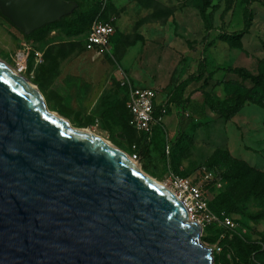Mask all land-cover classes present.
Here are the masks:
<instances>
[{
	"label": "rangeland",
	"instance_id": "rangeland-1",
	"mask_svg": "<svg viewBox=\"0 0 264 264\" xmlns=\"http://www.w3.org/2000/svg\"><path fill=\"white\" fill-rule=\"evenodd\" d=\"M76 2L85 15L75 31L58 21L23 35L0 18V60L40 93L49 112L130 157L145 143L128 116L130 92L154 88L166 127L153 131L151 156L136 165L167 188L177 176L202 183L211 219L202 223L201 241L214 264H264V90L228 72L264 75V0L251 7V31L240 41L225 36L244 30L243 0H213L211 31L200 15L203 0ZM97 20L117 30L100 59L84 47ZM202 63L206 74L192 78ZM185 78L184 97L166 102ZM191 101L207 105L206 119L185 115Z\"/></svg>",
	"mask_w": 264,
	"mask_h": 264
},
{
	"label": "water",
	"instance_id": "water-1",
	"mask_svg": "<svg viewBox=\"0 0 264 264\" xmlns=\"http://www.w3.org/2000/svg\"><path fill=\"white\" fill-rule=\"evenodd\" d=\"M63 0H0L25 34ZM111 143L74 129L0 65V264H214L183 203Z\"/></svg>",
	"mask_w": 264,
	"mask_h": 264
},
{
	"label": "built area",
	"instance_id": "built-area-1",
	"mask_svg": "<svg viewBox=\"0 0 264 264\" xmlns=\"http://www.w3.org/2000/svg\"><path fill=\"white\" fill-rule=\"evenodd\" d=\"M102 3L107 0H100ZM116 35V27L112 22L97 20L91 27L89 33L84 38L86 51L93 54V58L100 59L110 53L113 39ZM24 59V58H22ZM24 68V66H21ZM21 68V70L23 69ZM157 92L150 88H132L129 96L127 108L131 115V123L138 132L152 135L155 127L161 124V120L155 117ZM190 117V114H185ZM166 153L171 154V146L166 147ZM134 163H140L137 154L131 156ZM204 178L211 180L213 173L203 171ZM170 188L175 192V196L183 203L192 222L203 225L206 220H210L208 214V201L204 195L202 183H196L190 178L173 177L170 181Z\"/></svg>",
	"mask_w": 264,
	"mask_h": 264
},
{
	"label": "trees",
	"instance_id": "trees-1",
	"mask_svg": "<svg viewBox=\"0 0 264 264\" xmlns=\"http://www.w3.org/2000/svg\"><path fill=\"white\" fill-rule=\"evenodd\" d=\"M65 1V0H64ZM66 1H70V0H66ZM72 2H74L77 5V8L74 10V12L64 18H62L59 23H65L68 24V27L71 31H75V29H77V24H76V20L78 19H83L84 18V10H83V4L82 3H78L76 2V0H72ZM213 0H203V7L201 10V18L205 24V27L208 31L212 30V27L210 26L209 20H208V16H207V11L211 8ZM243 3L246 5V11H245V28L243 31L239 32V33H235L233 35H226L225 38L227 39H231V40H235V41H240L241 39H243L245 36H247L250 31H251V27H252V23H253V11L251 9V7L257 3V0H243ZM0 18H2L5 22H7L9 25H11L14 29H16L17 31H19L21 34L24 35L23 32H21L17 27H15L7 18H5L1 11H0ZM91 29V28H90ZM90 29L88 30V32L85 34L86 35L89 33ZM117 34V33H116ZM116 37V35H115ZM114 41V39H113ZM85 47V45H84ZM86 49V48H85ZM229 73L238 75L240 78H242L244 81H248L250 83H252L254 86L261 88L262 90H264V75H260V76H253L251 74H249L247 71H245L244 69H230L228 70ZM206 74V69H205V65L202 63L199 67V74L196 76H192V78H200L203 75ZM189 84V80L182 82L181 84H179L178 86H176L172 92L173 96H179L180 97L183 96L187 86ZM187 109H189V111H191L192 115L197 117V119L199 120H203L206 119L207 115H206V106H196V104H190ZM128 116L131 120V115L129 113L128 110ZM155 117L157 119H160L162 117V115L160 113L157 112V109L155 110ZM164 130V126L159 125L157 127H155L154 129V134L156 133H162ZM134 131L136 133H138L139 135L144 136V140L145 143L143 144L141 150L139 151L138 157L140 159V161H143L147 158H150L151 156V137L145 133H141L138 132L136 129H134ZM172 149V148H171ZM172 153V151H171Z\"/></svg>",
	"mask_w": 264,
	"mask_h": 264
},
{
	"label": "crops",
	"instance_id": "crops-1",
	"mask_svg": "<svg viewBox=\"0 0 264 264\" xmlns=\"http://www.w3.org/2000/svg\"><path fill=\"white\" fill-rule=\"evenodd\" d=\"M116 33H117V30H116ZM114 39H115V37H114ZM112 44H113V42H112ZM185 81H188V79L187 78H185L184 80H182V82H185ZM181 82V83H182ZM180 83V84H181ZM161 85H163V83H161V82H153V86H155V87H158V88H160L161 87ZM179 85V84H178ZM177 85V86H178ZM135 87H138V88H150V89H153L154 90V88H152V87H141V86H135ZM176 87V86H175ZM174 87V88H175ZM174 88H172L171 89V91H170V95H169V98H168V100L166 101V102H169L170 100H171V98L173 97V95H172V92H173V90H174ZM188 88V87H187ZM156 91V90H155ZM186 91V90H185ZM186 94V92H184V94H183V97H184V95ZM158 93H157V99H156V109H157V106H159V104H157L158 103ZM171 102V101H170ZM171 103H175V104H177L176 102H171ZM196 104V106H206V115H207V105L206 104H199V103H197V102H193V101H191L188 105H187V107L190 105V104ZM186 111H187V113L189 112L190 113V111H189V109H186ZM188 113V114H189ZM192 115V114H191ZM191 115H190V117H191ZM193 116V115H192ZM167 117L168 116H164V115H162V117L160 118V120H161V124L160 125H162V126H164V127H166V119H167ZM193 117H195V116H193ZM196 119H197V117H196ZM173 125H174V123H173Z\"/></svg>",
	"mask_w": 264,
	"mask_h": 264
},
{
	"label": "bare ground",
	"instance_id": "bare-ground-1",
	"mask_svg": "<svg viewBox=\"0 0 264 264\" xmlns=\"http://www.w3.org/2000/svg\"><path fill=\"white\" fill-rule=\"evenodd\" d=\"M0 65H2L12 76H14L17 80H19L22 84H24L27 88H29L31 91L35 92L36 94H39V92L27 81L25 80L22 75H20L19 73H17L15 70H13L10 66H8L6 63H4L2 60H0ZM66 122V120H65ZM86 132V131H85ZM89 133V132H86ZM91 134V133H89ZM118 150V149H117ZM119 151V150H118ZM121 154H123L127 159L129 158L128 156H126L124 153L120 152ZM135 167L142 172V170H140V168L138 167V165H136V163H134ZM165 187V186H163ZM167 190H169L170 192H172L173 194H175V192L171 189V188H167L165 187Z\"/></svg>",
	"mask_w": 264,
	"mask_h": 264
}]
</instances>
